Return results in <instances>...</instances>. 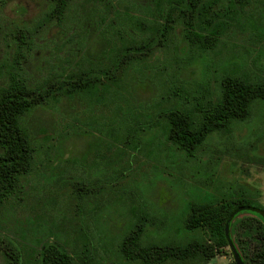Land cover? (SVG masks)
I'll return each mask as SVG.
<instances>
[{
  "label": "rangeland",
  "instance_id": "rangeland-1",
  "mask_svg": "<svg viewBox=\"0 0 264 264\" xmlns=\"http://www.w3.org/2000/svg\"><path fill=\"white\" fill-rule=\"evenodd\" d=\"M53 4L0 0V86L17 73L45 85L65 68L88 67L89 59L112 52V7L145 16L155 6L153 0H69L67 19L57 21L46 16ZM239 10L242 28L233 27L196 63L183 61L190 53L181 52L179 28L168 47H153L141 61L136 53L139 69L118 89L50 100L27 113L23 121L36 147L33 169L16 193L0 200V232L27 257L52 239L80 255L76 264H141L127 260L119 244L142 213L169 220L164 230L148 226L146 244L196 236L182 226L193 202L244 197L264 206L263 100L254 101L249 120L210 135L194 156L167 144L161 131L162 110L177 100L183 81L191 95L206 80L217 89L232 62L264 76V0ZM183 62L187 67L178 74ZM170 81L177 95L166 100ZM146 124L148 132L135 137L133 130ZM124 139L129 144L121 146ZM234 260L228 248L203 264ZM0 264H10L4 253Z\"/></svg>",
  "mask_w": 264,
  "mask_h": 264
},
{
  "label": "trees",
  "instance_id": "trees-1",
  "mask_svg": "<svg viewBox=\"0 0 264 264\" xmlns=\"http://www.w3.org/2000/svg\"><path fill=\"white\" fill-rule=\"evenodd\" d=\"M251 1L227 0V5L221 7V0H153L154 9L145 16L112 7L117 22L113 24L114 44L108 55L104 52L94 61L89 59L88 67L80 71L65 68L45 85H32L21 73L11 75L6 85L0 86V200L16 193L33 169L36 147L23 121L27 113L50 100L79 94L98 97L99 92H109L112 86L118 89L123 79L139 69L135 54L141 55V61L153 47H168L179 28L185 44L181 52L184 56L190 53L189 59L183 61L196 63L200 56L216 50L233 27L242 28L239 9ZM68 4L69 0H55L46 16L57 21L67 19ZM73 29L71 36L75 34ZM185 62L178 74L187 67ZM251 68L232 62L216 80L217 89L206 80L193 95L187 92L184 81L177 95L170 81L171 88L163 98L171 100L172 95H177V100L161 113L165 142L194 156L210 135L227 132L236 121L249 120L254 101H264V76L253 73ZM142 84H138L140 88ZM146 125L135 128L133 135L148 132L151 124ZM121 144L126 146L129 140L124 139ZM182 224L184 230L197 235L144 244L148 226L164 230L169 227V220L154 221L153 215L150 218L142 213L122 236L120 252L127 260L141 264H203L230 248L233 254L234 250L240 254L245 264H264V206L258 202L244 197L193 202L187 206ZM83 239L86 242L88 236ZM16 244L15 239L0 232V254L4 253L10 264H76L78 253L58 245L57 240H47L32 257H27ZM232 264H236L235 260Z\"/></svg>",
  "mask_w": 264,
  "mask_h": 264
},
{
  "label": "water",
  "instance_id": "water-1",
  "mask_svg": "<svg viewBox=\"0 0 264 264\" xmlns=\"http://www.w3.org/2000/svg\"><path fill=\"white\" fill-rule=\"evenodd\" d=\"M227 232H228V229H227ZM234 257H235L236 264H245L242 258L240 257V254L236 250H234Z\"/></svg>",
  "mask_w": 264,
  "mask_h": 264
}]
</instances>
